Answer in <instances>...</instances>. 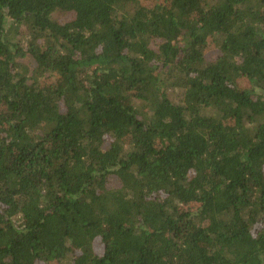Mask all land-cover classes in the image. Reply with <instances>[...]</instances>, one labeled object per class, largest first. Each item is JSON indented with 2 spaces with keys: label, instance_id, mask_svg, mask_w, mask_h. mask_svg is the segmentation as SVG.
I'll use <instances>...</instances> for the list:
<instances>
[{
  "label": "trees",
  "instance_id": "obj_1",
  "mask_svg": "<svg viewBox=\"0 0 264 264\" xmlns=\"http://www.w3.org/2000/svg\"><path fill=\"white\" fill-rule=\"evenodd\" d=\"M0 264H264V0H0Z\"/></svg>",
  "mask_w": 264,
  "mask_h": 264
},
{
  "label": "rangeland",
  "instance_id": "obj_2",
  "mask_svg": "<svg viewBox=\"0 0 264 264\" xmlns=\"http://www.w3.org/2000/svg\"><path fill=\"white\" fill-rule=\"evenodd\" d=\"M205 1H207L208 3H212V2H214V1H216V0H205ZM68 19H69V17H68V16H65V17H62V18L60 19V21H66V20H68ZM216 55H217V50H216L214 47H212V46H209V47L205 50V58H206V61H207V62H210V61L214 60L215 57H216ZM239 83H240V86H242V87H247V86H248V82L246 81L245 78H242V79L239 81ZM173 97H174V96H173Z\"/></svg>",
  "mask_w": 264,
  "mask_h": 264
}]
</instances>
